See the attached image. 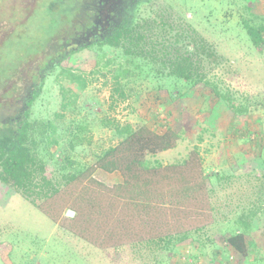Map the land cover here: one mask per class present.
<instances>
[{
	"label": "trees",
	"instance_id": "1",
	"mask_svg": "<svg viewBox=\"0 0 264 264\" xmlns=\"http://www.w3.org/2000/svg\"><path fill=\"white\" fill-rule=\"evenodd\" d=\"M102 1L105 0H33V8L16 22L12 19L13 7L7 15L4 13L9 0H0V26H3L0 31L4 33L0 37V80L16 81L10 94H18L25 88L20 86L25 78H29L34 89L24 109L15 104L14 112L0 116V183L53 224L67 205L68 212L75 217L66 218L71 223L66 228L70 234L86 244L96 241L103 252L111 249L130 255L133 260L129 264H178L176 258L184 256L185 248L195 249L202 264L210 256L214 264H234L231 256L238 264H264V256L255 254L256 220L262 216L260 223L264 222V175L245 176L239 182L235 176H206L196 147L183 160L163 165L158 155L175 149L182 138L169 123L162 127L164 130L152 128L148 122L135 127L122 125L117 128L119 142L99 153L92 166L75 172L61 168L65 173L60 179L47 174L37 140L38 137L42 140L46 128L41 122L29 121L30 109L53 67L71 53L89 46L67 53L63 44L74 36L84 35L93 26V20L100 19L95 6L106 3ZM113 2L110 6L117 12L115 22L96 44L120 50L131 60L159 59L176 84L204 90L201 93L204 101L211 102L209 127L216 130L223 124L224 137L243 131L235 128L240 119L244 121L246 134L250 131L246 120L264 102L263 24L244 22L243 28L257 52L244 63L219 53L213 43L190 27L186 30L151 11L143 17L141 6L150 0ZM29 19L45 21L42 37L30 31ZM58 49V62L51 64ZM38 56L42 57V65L38 64L40 59L36 60ZM29 65L33 67L28 69ZM61 75L68 80L61 87L63 98L72 95L65 84H76L80 91L84 90L83 77L70 70ZM5 88L0 84V94ZM65 107L63 104L62 109ZM150 109L152 113L147 116L153 120L157 105ZM221 109L222 114L216 115ZM250 135L252 139L246 138L250 144L262 141L254 131ZM94 169L118 174L120 180L112 187L103 186L93 178ZM242 179L247 184H241ZM214 187L221 192L217 193ZM61 195L66 198L59 202ZM233 205L235 210L226 212ZM180 215L185 226L171 228L170 222ZM217 223L231 226L220 242L209 236ZM207 244L212 247L209 255L204 250ZM184 257V264L197 259L191 255Z\"/></svg>",
	"mask_w": 264,
	"mask_h": 264
},
{
	"label": "rangeland",
	"instance_id": "2",
	"mask_svg": "<svg viewBox=\"0 0 264 264\" xmlns=\"http://www.w3.org/2000/svg\"><path fill=\"white\" fill-rule=\"evenodd\" d=\"M32 1L9 0L5 3L4 13L7 15L13 7L12 19L18 22L24 18L25 12L33 8ZM141 7L143 17L151 11L163 19L177 22L186 30L190 27L213 43L219 53L232 59L245 63L247 58L251 59L257 53L243 25L247 21H251L250 25H264V0H150ZM44 24L42 20L39 23L34 19L28 20L30 31L38 37L43 36ZM11 25L14 27L15 22ZM40 58L38 56L36 60ZM31 67L33 65L27 68ZM66 70L83 77L86 86L80 91L76 84H65L71 88L72 95L63 98L61 87L68 80H64L61 72ZM189 86L176 84L159 59L131 60L125 58L120 50L96 43L71 53L47 74L29 113L31 123L41 122L46 128L42 140H39L40 137L37 140L39 157L46 165L47 174L60 179L65 173L61 168L75 172L84 166H92L99 153L119 142L118 127L127 124L135 127L148 122L149 126L160 130H164V125L169 123L182 134L175 149L158 155L157 159L163 165L183 160L196 147L206 176H235L234 179L239 182L240 178L250 175H264V102L255 114L247 118L249 127H245L250 130L247 134L242 124L244 121L240 119L235 128L244 132L228 133L224 137L223 124L216 130L209 127L211 102L204 101L201 94L204 90ZM63 104L65 109H62ZM153 104L157 105V110L153 113L155 118L149 120L147 114L152 113L150 108ZM222 111L224 109L215 114H222ZM253 131L262 140L255 145L246 139L253 138L250 135ZM243 133L246 136L241 138ZM93 178L107 187L120 180L118 174L100 169L93 170ZM241 184L247 183L243 180ZM214 188L217 193L221 192ZM65 198L61 195L58 201ZM235 206L226 208V212L234 211ZM67 212L66 205L53 224L24 198L9 192L0 183V264H123V260L129 264L133 260L121 251L108 249L103 252L96 241L86 244L74 237L66 229L71 226L66 219L70 218ZM182 217L171 219L169 226H185ZM262 219L260 216L256 220L258 251L255 254L264 256ZM217 225L209 236L220 242V237L231 226ZM76 227L77 223L73 230ZM98 243L105 245L101 240ZM204 248L209 255L212 247L207 244ZM182 252L184 256L197 258L188 260V264H202L201 255L195 249L185 248ZM184 256L176 258L178 264L186 263ZM212 259L210 256L204 264H214ZM230 260L238 264L234 256Z\"/></svg>",
	"mask_w": 264,
	"mask_h": 264
},
{
	"label": "flooded vegetation",
	"instance_id": "3",
	"mask_svg": "<svg viewBox=\"0 0 264 264\" xmlns=\"http://www.w3.org/2000/svg\"><path fill=\"white\" fill-rule=\"evenodd\" d=\"M105 4H101V6L97 5L96 10L99 12L97 17H100L98 21L93 20V26H91L84 35H78L74 36L73 38H70L68 42H65L63 45L67 48V53L72 52L74 50H77V48L90 45L92 43H96L99 38H102L105 32L112 26V22H115V14L117 13L114 9L111 8L110 5L114 4L113 0H105L102 1ZM94 19V18H93ZM100 20V21H99ZM3 26H0V28ZM0 37L4 34L0 31ZM4 36V35H3ZM2 36V37H3ZM1 43V38H0ZM59 49L55 51V57L51 58L50 63L55 64L58 62L57 58ZM66 53V54H67ZM38 61V64H43V60ZM54 61V62H53ZM48 63V65L50 64ZM42 67V66H41ZM38 66V70H39ZM25 81H23V84L21 83L20 86L25 87L21 92L11 93L9 92L10 88H13L14 85H16V81L14 79H3L0 80V84L4 85L6 88L3 90V92L0 94V110L2 109L3 113H0V116L5 113H8L10 115L9 111L14 112L15 111V104H18L20 108L26 107V102L29 99L30 95L33 93L34 89L32 87V83L29 80V78H25ZM16 91V90H15ZM5 95H8L7 97ZM9 108V109H8ZM22 110V109H21ZM13 115V114H11Z\"/></svg>",
	"mask_w": 264,
	"mask_h": 264
},
{
	"label": "water",
	"instance_id": "4",
	"mask_svg": "<svg viewBox=\"0 0 264 264\" xmlns=\"http://www.w3.org/2000/svg\"><path fill=\"white\" fill-rule=\"evenodd\" d=\"M67 213H68V216H69V217H72V216H73V212H70V211H69V212H67Z\"/></svg>",
	"mask_w": 264,
	"mask_h": 264
}]
</instances>
